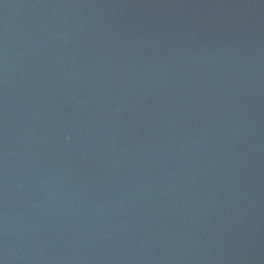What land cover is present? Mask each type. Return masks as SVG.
Here are the masks:
<instances>
[{
    "label": "water",
    "instance_id": "obj_1",
    "mask_svg": "<svg viewBox=\"0 0 264 264\" xmlns=\"http://www.w3.org/2000/svg\"><path fill=\"white\" fill-rule=\"evenodd\" d=\"M0 264H264V0H0Z\"/></svg>",
    "mask_w": 264,
    "mask_h": 264
}]
</instances>
